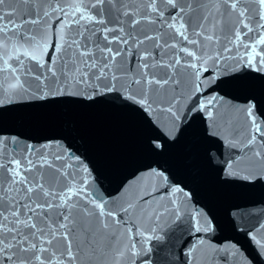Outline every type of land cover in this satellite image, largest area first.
<instances>
[{"label": "snow or ice", "instance_id": "1", "mask_svg": "<svg viewBox=\"0 0 264 264\" xmlns=\"http://www.w3.org/2000/svg\"><path fill=\"white\" fill-rule=\"evenodd\" d=\"M16 3L5 12L10 0H0V117L38 102L113 98L147 123L148 150L159 154L196 116L209 140L224 139L217 105L235 99L227 89L264 78V0ZM236 112L243 119L227 143L241 151L221 179L264 182V106L249 97ZM98 183L67 137L0 134V264H149L165 218L190 215L195 231H214L203 208L186 212L195 194L166 167L138 168L114 193ZM246 235L264 250V224Z\"/></svg>", "mask_w": 264, "mask_h": 264}, {"label": "water", "instance_id": "2", "mask_svg": "<svg viewBox=\"0 0 264 264\" xmlns=\"http://www.w3.org/2000/svg\"><path fill=\"white\" fill-rule=\"evenodd\" d=\"M10 7L21 6L10 0L5 12ZM227 91L235 99L226 98L217 105L218 131L224 139L209 140L205 123L196 116L180 139L159 154L148 150L152 132L147 123L113 98L92 104L72 99L38 102L13 109L0 117V134L37 144L67 137L95 165L102 194L114 193L138 168L166 167L176 182L195 194L198 204L190 202L186 212L194 214L196 208H203L212 218L214 231H195L190 215L180 220L165 218L167 222L161 221L157 233L162 239L148 244L149 264H264V250L246 235L247 230L264 224V182L233 179L225 183L221 179L224 161L241 151L227 143L235 135L232 129L243 119L236 107L249 97L264 106V78H246ZM234 251L238 254L233 255Z\"/></svg>", "mask_w": 264, "mask_h": 264}]
</instances>
